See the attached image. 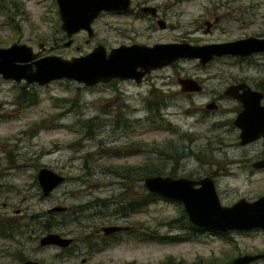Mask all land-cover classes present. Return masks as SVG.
<instances>
[{
	"label": "rangeland",
	"instance_id": "obj_1",
	"mask_svg": "<svg viewBox=\"0 0 264 264\" xmlns=\"http://www.w3.org/2000/svg\"><path fill=\"white\" fill-rule=\"evenodd\" d=\"M0 2V47L26 44L41 56L59 55L67 59L91 51L98 43L109 49L129 40L151 44L188 35L199 45L206 39L264 32V0H158L168 8L162 9V17L168 24L165 29L148 28L150 22L146 19L101 14L92 24V37L81 30L69 37L72 40L69 46H64L68 38L60 29L54 0ZM205 21L212 22L208 32ZM110 23L119 29L111 28ZM186 77L199 80L202 90L182 93L177 78ZM245 77L253 81L264 78V53L246 61L221 57L204 66L194 59H181L152 71L142 83L113 80L85 86L73 80H54L40 86L0 76V225L6 226L10 218L20 226L12 234L5 228L10 237L0 235V264H15L13 255L17 254L19 241L28 247L18 249L22 257H34L45 264H70L67 253L55 246L37 248L42 232L39 227L31 230L28 217L38 214L45 220L43 214L53 206H65L73 212L65 217L52 214V223L54 232L72 237L76 246L90 241L89 233L107 226L109 221L126 220V224L135 227L136 232L122 234L126 237L125 244L90 261L84 249L74 258L71 256L77 264L83 258L88 259L86 264H160L168 258L183 260L185 264H216L229 258L224 259L226 264L238 254L264 252L263 230L232 231L224 239L204 230L198 239L191 241H139V232L144 227L161 235L176 232L163 225L179 216L174 201L157 199L127 215L112 213L117 208L113 202L121 196L134 197L145 189L143 180L133 174L135 168L128 178L116 175L115 171L154 164L164 171L162 175L172 168L178 176L193 179L209 175L215 162L227 156L219 152L223 150L219 143L223 136L235 139L227 128L218 127L220 119L233 117L223 110L234 102L215 100L218 105L215 110H205L204 105L214 96L222 95L230 82ZM33 94L37 96L35 104L29 101ZM152 95L158 98L162 95L164 100L161 106L164 120L155 117V124L150 122L152 116L146 110L147 102H153ZM124 118L129 122L124 123ZM159 152L165 157H160ZM234 152L237 156L243 149ZM41 167L65 176L64 182L48 196L41 195L38 183H34ZM244 177L241 172L219 183L221 192L217 193L223 204L240 197L256 198L264 191H259L264 186V174L255 177L257 181L249 192ZM251 264H264V258Z\"/></svg>",
	"mask_w": 264,
	"mask_h": 264
},
{
	"label": "water",
	"instance_id": "obj_2",
	"mask_svg": "<svg viewBox=\"0 0 264 264\" xmlns=\"http://www.w3.org/2000/svg\"><path fill=\"white\" fill-rule=\"evenodd\" d=\"M60 29L68 40L74 33L84 30L88 37L93 36L92 21L102 11H127L130 0H55ZM40 47L41 44L39 45ZM264 52V37H247L221 44L192 45L182 43H157L151 46L142 44L120 45L109 51L101 44L91 51L69 59L59 55H43L26 44L12 43L0 47V76L16 83L48 84L54 80H73L85 86L107 84L112 80H132L140 83L150 71L168 66L180 59H197L204 65L214 56H247ZM183 92H197L201 86L193 78H178ZM241 85H231L225 90L226 95L235 96ZM241 98L244 108L235 117L234 125L240 129L241 144L248 143L264 135V107L258 105L259 96L247 89ZM250 94V95H249ZM212 109L211 102L205 105ZM260 165H264V162ZM65 180V176L49 168L41 167L36 173V181L41 194L48 196ZM142 184L150 192L179 202L188 221L199 228L216 231L264 230V195L254 200L240 198L231 205H222L217 196L214 183L208 176L193 179L185 176L170 175L146 176ZM65 206H53L48 212H62ZM117 225L103 226L101 231L109 234L120 230ZM71 237L57 232H48L39 239V244L67 247ZM264 253L242 254L228 264H249ZM22 264H38L25 261Z\"/></svg>",
	"mask_w": 264,
	"mask_h": 264
},
{
	"label": "flooded vegetation",
	"instance_id": "obj_3",
	"mask_svg": "<svg viewBox=\"0 0 264 264\" xmlns=\"http://www.w3.org/2000/svg\"><path fill=\"white\" fill-rule=\"evenodd\" d=\"M162 9L163 10H167L168 8H165V7L161 6L160 3L158 2V0H130L129 9L127 11H119V10L102 11V12H100L98 14L97 17H99V15L101 16V14H107V15H110V16L131 17L133 20H145L146 19V20H148L150 22V24L148 25V28L153 29L154 26H157V27H159L161 29H165V28L168 27V24H166L165 20L162 17L163 16L162 15ZM94 20L92 21V24H93ZM215 21H217V19H215L214 22ZM92 24H91V27H92ZM205 26H206L205 31L208 32L210 30L211 26H212V22L211 21H205ZM110 27L111 28L113 27V29H115V30L119 29L118 27L114 26V23H110ZM92 30H93V28H92ZM93 35H94V31H93ZM187 36L188 35L182 36L181 38H178V39L170 41V42L156 41V42H153L151 44H142V43H139V42H135L134 40H129L128 42L120 43L118 46H120V45H132V44H142V45L151 46V45L157 44V43H182V42L188 43L187 41L191 42L189 44L198 45V44H196V42H193L192 39H188ZM247 37L262 38V37H264V32L261 33V34H258V35L252 34V35H245V36L236 37V38L227 37V38H224V39H216V40H214V39H211V40L206 39L199 45L221 44V43H226V42H232V41L239 40V39H244V38H247ZM99 44L100 43H98L96 45H99ZM118 46H113V47H111L109 49H107L105 46L104 47H105V49L107 51H109L110 49L118 47ZM262 53H264V52L254 53V54L247 55V56H232V55L214 56L212 59H210L204 65H207L212 60L218 59V58H221V57H229V58L233 57L237 61H246V60H248L250 58H254V56H259ZM194 60L197 61L198 65L204 66V65L200 64L197 59H194ZM165 67H167V66H165ZM163 68L164 67L159 68V69H163ZM153 71H155V70H153ZM151 72L152 71H150L146 75L150 74ZM144 77H143L142 80H144ZM194 80H196L198 82V84L201 86V90H202L201 82L199 80H197V79H194ZM177 82H178V78H177ZM241 84L243 86H240L238 88V91H236L235 96H230V95H226L225 94V90L229 86H231V85H241ZM247 89H249L252 92H255V94H252V96H254V97L259 96L260 97L259 101H258V105L260 107H264V78H262V79L258 78L255 81H253L252 78H248V77L235 79L234 81L230 82L223 89L222 95H218L217 97L214 96L212 98V100H210V102H208V103L213 102L216 105L215 108H212V109L206 108L205 105L208 104V103H206L204 105V109L205 110H215V109H218V105L216 104L215 100H217V101L224 100L225 102H229V101H233L234 102L232 107L223 110L224 113H227V115H231L233 117L232 118L226 117L225 119L224 118L220 119L219 122H218V127L220 129H226L227 128L228 131L230 132V133L229 132L228 133L229 134L233 133V135H234L235 139H231L230 137L226 138L225 136H223V140H221L222 142H219L220 143V148L221 147L223 148V150H220L219 152H221L222 155H226V153H227V156L230 155L231 157L224 156L221 159L217 160L215 162L217 164L215 165L214 169L210 170L209 175H205V176H208V177H210L212 179V181L214 183V186H215L216 193L218 191L221 192V190L219 188V183L221 181L226 180L229 177H235L238 173H241V172H244V175H245L244 178H245V180H247V185H246L247 189L246 190L248 192L252 191V188H254L253 187L254 182L257 181V178H255V177L257 175H263L264 174V165H260L261 163L264 162V135L258 137L257 139H255L253 141H250L248 143L241 144L240 137H239L240 129L236 125H234V122H233L235 117L244 108V105H243V102H242L241 98L244 97L245 95H248V93H246ZM152 90H153V88L150 89V91H152ZM180 91L182 93L187 94V95H188V93H193V92H183L181 90V86H180ZM200 91H197V92H200ZM238 149H241V150L243 149V152L242 153L239 152V155L236 156L234 154L235 153L234 150H238ZM234 169L238 170V171H234ZM202 177H204V176H202ZM227 187L228 186H226L225 189ZM262 190H264V186H262L259 189V191H262ZM263 195H264V191L260 192L259 194H257L256 198H252V197H247V198L240 197V198H244L246 200H250L251 201V200L257 199L258 197L263 196ZM217 196H218V193H217ZM218 198H219V196H218ZM237 200H235V201H237ZM219 201H220V199H219ZM235 201L227 203V204H223L220 201V203L222 205H231ZM71 213H73V212H70L69 208L66 207V209L64 211H62V212H48L47 211L44 215L47 216L48 214H51V215L52 214H58L59 216L64 217V216H68ZM125 221L126 220H124L122 222H118L117 220L116 221H109V224L107 226H109V225H117V226L121 227L120 230L115 231V232H111L109 234H104L101 231V228L103 226H101L99 229H96L93 232L91 231L89 233L90 236H87V237L92 238V239H90V241H84L82 243V245H77L76 246L75 243L73 245V238L71 237L72 238V242L67 247H57V246H55V247L59 248L61 252L63 251V252L67 253V256H68L67 260H68V262H70V264H77V263H75L73 261V258H74L75 255L83 252L82 249H84V251H86L89 254V258L88 259L90 261L94 256H96L98 254H101V253H103L105 251H108V250H110L112 248H116V247H119V246H122L123 244H125L126 237L123 236L122 234L128 232L129 230H134L135 229L134 226H129L128 224H126ZM256 230H260V229H252V230H248V231H238V232H240V233H249L251 231H256ZM23 232H25V231H23ZM30 232L31 231H29V233ZM230 232H232V231L221 232V234H222L221 238L224 239V236H226ZM20 233H22V232H20ZM43 234H45V233L39 234L40 236L38 237V246H37V248L54 246V245L42 246V245L39 244V239H40V237ZM62 236H64V235H62ZM30 238H32L31 235H30ZM26 239H28V237ZM18 243H19L18 244L19 248L16 249V253L17 254L13 255V261L15 262V264H22L25 261H34V262H37L38 264H45V263H43L42 260L36 259L34 257H22L20 252H19L20 250H18V249L27 250L28 247L25 246L24 242L19 241ZM142 243H143V241H142ZM259 253H264V252H259ZM244 254H251V253H244ZM255 254H257V253H255ZM239 255H242V254H238L235 257H237ZM235 257H233V258H235ZM261 258H264V257H261ZM261 258H259V259H261ZM88 259L83 258L81 260V264H86ZM259 259H257V260H259ZM251 263H249V264H251ZM95 264H102V263L101 262H95ZM226 264H228V262Z\"/></svg>",
	"mask_w": 264,
	"mask_h": 264
},
{
	"label": "trees",
	"instance_id": "obj_4",
	"mask_svg": "<svg viewBox=\"0 0 264 264\" xmlns=\"http://www.w3.org/2000/svg\"><path fill=\"white\" fill-rule=\"evenodd\" d=\"M14 6L17 7L16 4H14ZM23 92H25V90L21 91V93L24 95ZM161 96L162 95H160V97L158 98V96L152 95L151 99L153 102L152 103H149V101L147 102L148 108L146 110L149 114V117L152 116L151 118H149V120L153 124H155V122H156L155 117H157L158 121L164 120L161 117V106H163V103H164V100H163V98H161ZM29 101H30V103L35 104L37 102V96L35 94L31 95V98ZM123 120H124V123L129 122V120L126 118H124ZM162 127H165V126H162ZM162 155L163 154H161L159 152V156L161 157ZM133 168H135V169H133ZM159 168H160L159 165L145 164L143 166H138V167H129L127 170L115 171L114 173L120 177H127L128 178L132 172L131 170L133 169V171H134L133 174L137 175L139 180H143L146 176L156 175V174L162 175L164 171L160 170ZM167 175H170L172 177L178 176V174L176 173L174 168H172V170H168ZM34 183H35V185L37 184V181L35 178H34ZM143 190H144L143 193L136 194L134 197L133 196H125V197L121 196V198H119L117 202H113L114 204L117 205V208H115L112 211V213L119 214V215H127L130 213L136 212L140 209H143V207L148 206L150 203L155 202L157 199H165L168 201H173V200L164 198L162 196H159L157 194L150 193V192L146 191L145 189H143ZM174 202H176V201H174ZM176 204L179 208V216L171 219L170 221L164 222V224H163V225H166L168 227V229H170L171 231L172 230L176 231L175 233L170 232V234L161 235L159 233L157 234L154 230H149L150 227H148V228L144 227L145 230H143L142 232H139L138 240L139 241H156L158 243H163V242L176 243V242H185V241H191V240L198 239L199 235H201L205 229H202V228H199V227L192 225L188 221L187 216L183 211L182 205L179 202H176ZM104 206H106V205H104ZM43 216H46V215L43 214ZM52 218L53 217L51 214H48L46 216L45 220H41L39 218L38 214L31 215L30 217H28V219L30 220V224H32L31 230H36L39 227L38 230L41 231L42 233L54 232V230H53L54 226L52 223V221H53ZM9 220H10L9 223L6 226L0 225V235H2L3 237L4 236L10 237V235H7L4 232L6 227H8V230L11 234L14 233V231H13L14 229H17L20 227L18 225V223H16L12 219L9 218ZM63 221L66 222L64 219H63ZM25 226L27 227V224ZM28 226H29V224H28ZM18 232L20 233L21 230ZM128 232L134 233L136 231L135 230H129ZM212 233L219 235V236H222L221 232H216V231L213 232L212 231ZM224 259L229 260V258H224ZM224 259L222 262H220V260H218L216 264H224L225 263L224 261H227ZM160 264H185V263L183 262V260H174L172 258H168L164 262H161ZM194 264H198V263H194ZM201 264H204V263H201ZM206 264H214V262H209V263L206 262Z\"/></svg>",
	"mask_w": 264,
	"mask_h": 264
}]
</instances>
